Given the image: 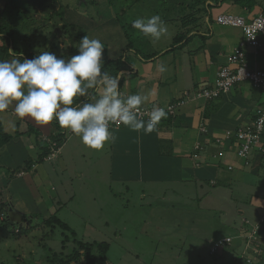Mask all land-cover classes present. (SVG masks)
<instances>
[{
  "label": "rangeland",
  "instance_id": "obj_1",
  "mask_svg": "<svg viewBox=\"0 0 264 264\" xmlns=\"http://www.w3.org/2000/svg\"><path fill=\"white\" fill-rule=\"evenodd\" d=\"M57 1L54 0V3ZM164 1L167 3L163 4L161 0L151 1L147 6L141 4L137 8L127 9L125 14L117 15L113 8L109 7L108 0H59L56 5L60 14L57 12L58 16L50 23L51 31L57 36L54 37V42L44 43L41 48L67 60L78 54L76 39L83 34L102 41L105 47L104 60L124 61L125 46L128 43L126 39L134 45L136 55H131L133 60H155L159 58L160 49L169 48L172 45V37L180 32L173 20L193 19L199 10H204V6L196 5L197 0ZM13 8L14 0H0V14L12 17ZM219 9L213 8L215 21L219 14L225 13ZM46 12L39 7L36 10L37 19L45 20ZM157 14L165 21L168 34L158 42H153L150 38L138 34L132 27V20L146 19ZM54 24L57 26L53 27ZM39 25L45 26L47 22L36 21L34 29H38ZM123 26L130 38L127 37ZM189 27V33H193L199 26L193 23ZM67 28L70 32L73 31L72 37L70 32L67 33ZM23 33H26L25 28ZM31 46L33 48L29 50L36 53V48ZM148 66L151 67L148 63L140 64L137 69L144 72ZM90 92H93V89H89L86 97H90ZM36 139L32 135L25 138L23 147L26 155L34 154L31 157L36 164V171L40 173L38 175L7 174L8 167L11 166L10 168L15 170L17 165L23 164L27 158L22 157L23 152L20 151L21 146L17 148L16 139L13 138L10 144L13 149L6 146L0 150V182L7 188V209L9 213H12V209L18 212V215H12V223L23 229H30L33 223L36 225L40 220L46 221L55 216L69 229L57 222L51 227L43 223L42 227L47 232L53 229L48 239H44L42 227L20 237L17 236L20 233L17 227H7L5 233L8 236L0 233V264H51L49 260L56 256L64 262L74 250L73 232L78 240L109 243L108 257L111 264H225V261H231L234 252L227 248L228 250L221 249L218 253L214 244L226 238H235L242 223L250 226L254 223L238 214L233 201L226 199L232 191L222 187L209 189L212 186L204 184L209 192L219 196L204 198L200 193L195 194L199 191L196 185L180 182L172 184L169 181L145 178L128 184L129 190H123V184L109 182L107 173L110 167L107 161L106 167L100 159L101 150L88 147L91 154L87 153L85 158L80 159L73 157L76 162L66 171L63 167L65 159L60 157L62 150L58 154L54 153L52 143L50 161L38 164V152L30 149L37 148L39 151V145L43 147L46 144ZM52 139L44 137L43 141L49 143L47 140ZM65 141L63 137L62 142ZM108 147L109 144L106 145V151ZM212 148L216 150L213 157L219 160L220 152L216 146ZM63 154L69 155V150H64ZM146 172L155 176V173ZM263 181L264 179L257 182L255 187L263 186ZM173 189L177 193L172 192ZM239 198L241 201L246 199L244 195ZM2 217L0 216V222ZM24 217L27 220H24ZM263 233L264 231L260 232L261 237ZM68 237L71 243L64 244ZM261 241L257 238L258 244L249 249L242 243L241 251L235 250L234 256L237 260L249 256L248 259L244 258L247 264L258 262L261 257L255 256L254 253L264 254V242ZM232 246L240 247L239 241L234 240ZM215 254L219 255V259Z\"/></svg>",
  "mask_w": 264,
  "mask_h": 264
},
{
  "label": "crops",
  "instance_id": "obj_2",
  "mask_svg": "<svg viewBox=\"0 0 264 264\" xmlns=\"http://www.w3.org/2000/svg\"><path fill=\"white\" fill-rule=\"evenodd\" d=\"M238 1L207 0L205 16L203 17L204 14L199 16L198 29L188 34L189 39L184 40L185 46L182 49L173 50L171 45L167 49L166 47L160 49L159 58L155 60L139 58L133 60L131 55H136V53L132 48L124 53L125 59L120 68L106 64V62L119 59L104 60L105 67L102 71H107L113 76H115V71L117 74L119 72L125 74L120 81V91L125 96L137 93L146 94L152 90L155 94L145 106L154 104L167 108L177 102H179V106L173 115L168 114L167 118H172L162 119L157 130L151 134H145L142 131L135 132L124 126L116 130L115 142L109 143L107 151L105 145L99 152V157L104 161L106 167L108 165L105 161L109 163L110 170L107 173L109 182L123 184L121 188L126 191L129 190L128 184L145 178L162 182L169 181L172 184L180 182L196 185L199 191L195 194L200 193L204 198L215 196L208 191L212 188L222 187L231 190L232 194H228L226 199L233 201L240 216L256 223L255 225L252 223L251 226L242 223L237 234L244 235L250 234L257 225L260 226L261 233L264 231V222L262 221L264 219V185L255 187L257 182L264 179V154L260 150L254 149L247 159H239L234 150H229L224 160L220 162L224 168H218L216 165L210 166L207 163L209 158H214L216 150L212 146H214L215 138L223 136L228 131L237 132L253 122L259 107L264 104V87L260 88L251 82H243L216 100L198 96L202 86L214 84L218 72L228 64V56L239 47L240 42L244 39V34L239 28L224 27L215 21L213 8H220L219 10L225 12L218 16L232 14L243 17L247 22H252L258 16H264V0H248L245 4L238 3ZM34 8L39 9V6ZM201 11L202 9L199 10V12ZM37 21L41 22L38 19ZM189 29L190 27L178 34H186ZM71 33L73 31L69 33L70 37H72ZM83 36V34L80 37L76 35L78 37L77 44ZM176 36L175 33L171 39L172 44ZM258 40V45L249 43L244 50L246 64L250 69L264 70V37H260ZM126 41L129 43L128 39ZM11 60L13 59L8 61ZM147 63L151 67L148 66L144 72L137 69L138 65ZM158 64H164L167 71L158 72ZM233 69L236 70L237 66L235 65ZM189 91H194L195 96L180 104L181 98H184ZM93 96L98 98L94 89L93 92H90V97L78 99L79 102L82 100L84 102ZM0 122L5 132L16 139L17 148L21 146L22 157H27L25 161L34 155H29V153L26 155L23 147V141L25 143V138H29L31 135L42 142L44 137L56 138L60 134L68 133L60 156H63V160L65 159L63 167L66 171L76 162L73 157L80 159L85 158L87 153L91 154L88 152V147L70 130L61 128L55 121L48 125H41L28 117L22 119L15 114L14 105L0 113ZM64 137L66 138V135ZM10 144L6 146L9 147ZM68 147L73 149L70 150ZM30 150L38 152L37 156H39L40 150L38 151L37 148ZM64 150H69V155H64ZM104 153L107 155L106 157ZM19 166L17 165V168ZM229 166L232 167V170L229 169ZM146 171L155 173V176L149 175ZM23 174L24 172L19 173L21 176ZM204 184H209L212 187L207 190ZM172 192H175V189ZM241 195L245 196L244 201L240 200ZM221 199L223 198L221 197ZM262 235L261 238L264 242V233ZM261 238L259 241L262 240ZM239 246L235 250L240 252L242 243H239ZM234 253L232 254L233 260L225 261V264L230 262L245 264L246 261L242 257L239 259L240 262L236 263L234 256L236 254ZM258 263L264 264V257L260 262L254 264Z\"/></svg>",
  "mask_w": 264,
  "mask_h": 264
},
{
  "label": "clouds",
  "instance_id": "obj_3",
  "mask_svg": "<svg viewBox=\"0 0 264 264\" xmlns=\"http://www.w3.org/2000/svg\"><path fill=\"white\" fill-rule=\"evenodd\" d=\"M132 27L153 42H158L168 34L167 25L158 14L146 19L137 18L132 21ZM77 48L78 54L67 60L46 50L32 59H23V62L19 59L0 61V113L14 105L18 117L31 118L41 125L55 121L61 128L79 137L85 146L101 150L105 145L115 142V131L123 126L135 132L151 134L157 130L162 119L176 112L179 102L169 105L174 106L172 113L154 104L145 106L155 94L152 90L146 94L125 96L120 91V81L125 74L119 72L113 76L102 71L105 67V47L101 40L85 35ZM157 71L164 73L167 67L158 64ZM213 85L202 86L198 96L202 90L211 89ZM89 89H94L98 98L93 96L88 101L79 102L78 98L88 96ZM193 96L195 92L189 91L181 98L180 104L191 100ZM141 108H151L147 120L141 118ZM112 125L123 126L115 130ZM62 135H66L67 139L68 133ZM224 136L215 138L213 143L219 152L224 153L223 158L229 150L235 149L228 144L223 147L217 144V139ZM47 141L53 143V147L56 145L54 150L58 154L62 148L59 141Z\"/></svg>",
  "mask_w": 264,
  "mask_h": 264
},
{
  "label": "trees",
  "instance_id": "obj_4",
  "mask_svg": "<svg viewBox=\"0 0 264 264\" xmlns=\"http://www.w3.org/2000/svg\"><path fill=\"white\" fill-rule=\"evenodd\" d=\"M59 1V0H58ZM54 3V0L52 2H47L46 0H14V16L9 17L6 16V14H0V61L3 60H10V59H19L21 62H23V59H32L35 56L39 55L40 52L44 51L41 48V45L44 43H49V41L54 42L55 41V36L57 34L51 31L52 25L50 23L52 22L53 19H55L58 14V7L56 3ZM154 2L155 0H108V5L110 8H113L115 13L118 14H125L126 10H130L133 8H137V6L143 4L144 6L149 5L150 3ZM162 3H167L164 0H161ZM219 1H224V0H219ZM248 0H239L238 3L245 4L247 3ZM61 5L62 2H61ZM196 5L199 6H204V10L201 12L196 13V17H192L193 19L186 18L181 21L180 20H173V22L177 23L178 28L180 29L181 32H183L185 29L189 28V26H192L194 23L195 26H197L198 22L200 21V15L204 14L207 12V9H205L206 2L202 0H197ZM35 6H39L40 9L47 11L45 16V20H42L41 22L43 23L44 21L47 22V25L41 26L39 25L38 29H34V24L37 21V14H36V9L34 8ZM62 8H60L61 11ZM58 12V14H57ZM263 16V15H261ZM259 17V16H258ZM264 17V16H263ZM133 21V20H132ZM39 22V21H38ZM129 25V24H128ZM57 24H54L53 27H56ZM24 28L26 29V33L24 32ZM124 29L125 26H123ZM65 29V28H64ZM178 29V30H179ZM67 31L68 28L66 29ZM127 37L130 38V34L128 33L127 29L125 30ZM188 34L180 33L177 34L175 39H173V44L172 48L173 50H176L177 48L182 49L185 46L184 40H188ZM82 36L79 35V37ZM260 37H264V35H260ZM140 39V38H139ZM20 41V42H19ZM33 45L36 48V53H32L29 49L33 48L31 45ZM249 44L247 37L244 35V39L242 42H240L239 47L241 48L242 51L246 49L247 45ZM134 47L133 43L129 41L128 46L126 47V50L132 49ZM245 53V52H244ZM106 64L110 66H115L117 68H120L123 65L122 59L119 60H113L106 62ZM114 72V70H113ZM116 75V71L114 72ZM83 101V100H82ZM80 101V102H82ZM167 118L168 119H171ZM257 116L254 118L256 119ZM63 135H58L56 138H53L51 141H59L58 143L62 146V138ZM13 140V137L9 135L8 133L5 132L4 127L2 123L0 122V150L5 147L6 145L10 144L11 141ZM41 143H45L43 147H40V153L37 158L38 164H42L44 161H47L48 158L50 157V154L52 153V146H49L51 144L45 142L42 140ZM49 161V160H48ZM215 162V163H214ZM221 161L216 160L215 158H209L208 163L210 166L216 165L218 168H224L223 164L220 163ZM24 164V165H23ZM23 164H21L18 168L15 170H12L11 168L6 169L7 174L12 173L13 176L19 174V173H32L33 175H38V170L36 171L35 169V162L32 160V158L26 160ZM2 169L0 168V172ZM36 177V176H35ZM1 181V180H0ZM7 198V188L4 187L1 182H0V216H3L2 222H0V233L3 232L4 236H8L6 234V229L9 226L12 227H17L18 230H20V233L17 235L18 237L22 235H29L32 231H35L36 229H39L42 227V224L44 223L46 226L51 227L54 222L59 223L61 226H63L66 229H69L63 222H61L60 219H57L55 216L50 218L49 220H40L36 225L33 223L31 225L30 229H23L21 226L13 224V217L18 213L15 212L14 209L13 213H9V203L5 200ZM12 215H14L12 217ZM24 220H27V218L24 217ZM23 220V221H24ZM35 220L37 218L35 217ZM43 228V227H42ZM44 231V239H48L49 233L53 230L51 229L50 232H47L44 228L42 229ZM72 235L75 237L74 241L72 242L74 244V250L72 255H69V257L65 258L64 262L60 261L58 259V256H56L54 259L49 260L51 264H111L108 253L110 250V244L107 242H85L83 240H78L76 239V233L73 232ZM257 238H261L260 233ZM262 239V238H261ZM70 237L66 238L65 241L63 242L64 244L66 242H70ZM239 243H242V240H238ZM263 241V239H262ZM214 244V243H213ZM212 244V245H213ZM258 243L254 242L253 246L257 245ZM215 245V244H214ZM231 250L230 252H234L235 247L229 246V245H224L221 248H218L217 251L218 253L222 249L224 250ZM216 258L219 259V255L215 254ZM261 258L258 259L260 260L263 259L264 254L260 256ZM244 257H242L243 259ZM246 261V260H245ZM240 262V260L236 259V263ZM255 262H252L254 264ZM226 264H234L233 262L231 263H226ZM247 264V262H245ZM249 264V263H248Z\"/></svg>",
  "mask_w": 264,
  "mask_h": 264
},
{
  "label": "built area",
  "instance_id": "obj_5",
  "mask_svg": "<svg viewBox=\"0 0 264 264\" xmlns=\"http://www.w3.org/2000/svg\"><path fill=\"white\" fill-rule=\"evenodd\" d=\"M217 22L225 27L241 29L243 34L247 37L248 42L253 45H258L259 36L264 35L263 16L255 18L252 22H247L243 17L227 14L219 16ZM235 65L237 66L236 70L233 69ZM243 82H251L256 87L260 88L264 87V70L250 69L246 64L245 53L241 48H236V50L228 56V64L222 67L218 72L212 88L202 90L199 97L208 100L218 98L222 94L230 92L237 84ZM164 109L167 112L169 111L172 113L174 106H169ZM150 111L151 108H141V118L147 120ZM122 126L123 125L117 127L116 125H112L111 127L116 130ZM217 144L221 147L226 144L233 146L238 157L243 159H247L254 149H258L264 154V105L258 110V118L253 124L246 126L244 129H240L235 133L232 131L226 132L224 138L217 139ZM55 146L56 145H54V147ZM53 152L56 153V149L53 150ZM219 156L220 158H223L224 153L220 152ZM229 169L232 170V167H229ZM262 221L264 222V219ZM259 233L260 226L257 225L253 228L250 234L238 235L235 238H226L219 243H215L216 249L221 248L224 245L232 246L234 240H242V243H244L247 246V249H249L253 246L254 242H257L256 236H258ZM254 255L260 257L262 252H260L259 255L254 253ZM244 258L248 259L250 257L248 256Z\"/></svg>",
  "mask_w": 264,
  "mask_h": 264
}]
</instances>
